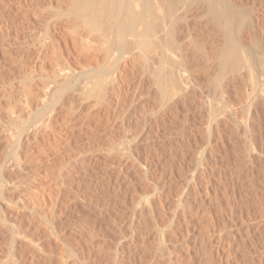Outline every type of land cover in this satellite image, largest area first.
Returning <instances> with one entry per match:
<instances>
[{"label": "bare ground", "instance_id": "bare-ground-1", "mask_svg": "<svg viewBox=\"0 0 264 264\" xmlns=\"http://www.w3.org/2000/svg\"><path fill=\"white\" fill-rule=\"evenodd\" d=\"M9 1L11 2V0H9ZM9 1L8 2L6 1V3H9V5L11 6L12 3L10 4ZM29 1L30 0H17V1H13V2L14 3L17 2L15 4L17 6L19 5V7L24 9V12H25L24 13L25 14L24 19L18 18L22 21L23 26H24V24H26L27 26L30 25L31 27H33V28H31V30L33 29V32L36 30V29L34 30V27L37 28L38 26H41V28H43L42 34L41 33H39V35L37 34L35 36V38H33V36L31 35L32 38L29 41V44L27 46V47H30V49L32 51H34L33 54H35V56H36L37 63L35 64V67H37V68L35 70L39 69L41 71H46L45 73H47L48 70H45L46 68L45 69L42 68V65L44 66L46 64L45 63L46 59L50 60V58L55 57L52 60L55 63V59H56L57 64L55 63V65H54V63L53 64L48 63L50 66L52 65V68L54 66L55 69L53 68L54 70H52V68L49 66V72H50V68H51L52 73L48 72L50 74L48 76H46V74H44V75L41 74L43 77L45 76L44 78L41 77L42 78L41 79L42 82L40 81L41 84L39 81H36L35 83L33 82L34 84L37 83L36 87H40V90L41 89L44 90V92L42 90L41 91L43 94L45 93V95H46V96L44 95L45 97H43V94H42V96L40 98L41 100H43L42 99V97H43L46 100V103L43 104V108L35 111L33 116H28V115H31L28 113L29 112L28 108H27V110H28V112H27L25 109L24 110L22 109L23 105L20 106L21 108L17 107L20 105L19 102L22 104V102H21L22 98L20 96L18 98V100H20L18 102V105L17 104H16L17 106L13 105V106H15V108L17 107L18 109H20L19 111L17 110L18 111V117L17 118H16V116L14 117V115H10L8 117L5 115L6 116V118H5L3 116L4 112H2V111H1V113L3 115L1 116V114H0V131H1L0 134L2 133L1 135H3L2 136L3 139L0 137L1 138L0 142L3 140L5 145H6L5 146L6 151L8 150L7 151L8 152L7 157L3 160V162H2L3 165L1 166V169H0L1 170V172H0V264H140L139 261L141 262V260H140L141 257H139L140 256L139 250H141V249H139V245H140L139 240H141V239H139L140 238L139 237V226H141V225L139 223V211H140L139 199L140 198H139V194H138V190H139L138 185H140V184L138 183L139 182L138 177L140 176V173L142 176V172H140L139 174H138V172H139V169L142 168L141 171L148 173L150 168L152 167V165L150 167L149 164H144V165L141 164V161H140V153L141 152L139 153V151H141L140 143H142L141 142V136L138 134V131L135 132L136 130L132 129L134 132L133 131L131 132V130H129V128L135 124H136L135 126H137V127H142V126H138L137 123H133L134 121H136L134 119H133L134 120L133 122L132 121L130 122V124L131 123H133V124H131V126H127L128 122L124 120L125 116L123 119L119 120L116 117V113H115L116 110H114V111L112 110V109H114L113 107H115V106H113L111 104H117L120 107L119 108L117 106V108L121 109V107H122V109L119 111H122L123 115L127 116L128 113H129L128 115H130V113H132V112H130L131 110L129 112H127L126 111L127 109H124V107H125L124 105H126L124 103H127L129 106L131 99H129L128 96H126V95H125L126 97H124L122 99L121 98L123 96L122 94H121L122 96H120L117 93L111 94L110 89H113L112 87L120 86L123 84V83L121 84V82L124 79V76L122 77V72L124 71V69L133 70L136 68L138 69V67H139L140 72L142 71V72H144V74H149L150 77H147V78L151 79V82L149 84L153 85L152 88L153 89L157 88L155 90H157L158 93H157V91L154 90L155 93H157V97L156 96L154 97L153 94H155V93L152 94L151 90H150L151 92L149 91L146 95L149 94V97H147V98H150V95H152L155 98V100H154L155 102L151 106H153L152 110L157 109L158 112L160 113L156 116V117H158V120L163 119L164 115H166L169 118L172 117V120H173V117L175 115V120H173V122L174 121L177 122L176 121V115L181 113L180 112L181 109L184 110V108H186V107H183L184 105L189 104L188 106L191 107V105H192V107H193L194 106L193 104L195 102L198 103V101H196V100H198L197 95H200V96L202 94L205 95L204 91H203L204 89H202V91H203L202 93H199V91H201V88H203L202 83L206 82V80H207L208 84H210V86L207 85V87L209 86L211 89V91L207 90V91H209L208 96L211 94V96L208 97V99H210V100L207 101L208 102V104H207V102L205 100V98L207 96H203L205 98L202 97L203 98V99H201L202 102L201 101H199V102H201L202 105H203V103H206V106H205V104L202 106L201 103H199L200 105H196V103H195L196 108L195 107L194 108L196 109L197 113L195 111L194 112L196 114L192 113L193 115L198 114L197 117H199L200 120L202 118L205 119V122H207V123H205L206 125L204 127H202V125H204V124L203 123L200 124L201 122L199 120H198V122H200V123L196 122L195 118H194V121L197 124L194 123L195 124L194 125L192 123L194 126H193V128H190V130L191 129L193 130V136L192 135L191 136L195 137V138L199 137L200 138L199 143H201V144H199V146H198L196 144L197 143L196 141H198V139L195 140L193 138L194 140L193 139L192 140L195 141L196 142L195 144L197 145L196 148L192 149V148H190L189 145H188L189 147H187V145L185 146L184 142L186 141V139H188V138H186L187 133H184L185 131L182 132L184 135L186 134V136H184L185 137L184 142H183L184 146H181V148H180V146L177 145V147L179 146L178 150H179V154H180L178 157L181 156L180 157L181 160L179 161L180 163H182L181 166L182 165L184 166L183 163H185L187 159L190 160L189 158H191L190 157L191 155H194L193 157H195L197 166L201 170V171L200 170L199 171L201 172L202 175H207L208 174L207 171L209 170L208 168L210 167V166L208 167V163H210L209 161L211 160V158L215 159L214 158L215 157L214 155H216L215 151L218 148L217 147L215 149V147H214V143H215L216 139L220 140L223 137V135H222L223 131L225 130V132H226V129L227 130L230 129V131L232 130L231 132H233V133L236 132L235 135L244 134V133H242V134L239 133L241 126H243L245 128V134L249 140L248 141L249 145L246 144L247 138H246V140H243V141H245L246 147H245V144H243L244 146H242V147H244L245 149H243V148L241 149V153L244 150L243 152L246 154V156H245V154L243 153L244 156L246 157V161L249 160L250 163L253 164V166L259 160L261 162H264L263 161L264 160V151L262 150L263 147L261 148V146H259L258 143L256 142L257 141L255 139L256 136H254L255 130H253V128H254L253 124L255 121L253 120V117L251 119L252 109L256 108L258 105H260L259 103H262V102L264 103V49L262 47V44H264V43L263 42L261 43L259 41V40H261V38L258 37L259 39H256L257 38L256 36H255L256 38L253 37L255 35L254 32L250 36V37H252L251 39H253V38L255 39V40H253L252 45H247L250 41L252 42V40H250V41L247 40L248 35H246L244 37L246 39V41H244V42H243L244 38L242 39V37H241L242 36L241 34H243L245 32V30H247L248 27H250V32H251V30H253L256 32V34H258L259 32H264V30L262 31L263 28L260 27L261 25L259 26L261 31H258V33H257V30L255 29L258 27L260 22L259 23L256 22V23H258L257 27L256 26L254 27L255 18L259 14L258 15L253 14L254 9L252 7L251 8L253 10H251V12L249 11L250 9H247V8L246 9L248 11L244 10L245 8L242 10L241 9L242 7L239 8L241 6L240 4L238 5L239 6L238 7L237 5L233 4V2H231V0L230 1H227V0H69V3L66 0L67 2H65L64 5L60 4L59 0L58 1L55 0V3L57 2L56 4H51L48 2V4H50V5L47 4L48 6L47 5L45 6V8H47L49 11L48 13L47 12L44 13L43 11L41 12V10L44 8V5L42 3H44L45 1L44 2H41L42 0L41 1L40 0H31V2H29ZM39 1L41 2L42 5L40 4ZM4 2H5V0H2L3 4H5ZM253 2H254V0H253ZM2 3H1V7L3 6ZM52 3H53V1H52ZM254 4L256 6L255 2L251 6H253ZM186 5H191V6L196 5L195 7L196 8L198 7V10H199L198 14H197L198 16L196 14L195 15L197 18L200 16V19H202L201 21H203V25H204V26L202 25L203 27H201L199 25L201 28L199 27V32H196L197 34L195 33V31H193L195 33V35L192 32L194 35L193 40L190 39L193 37L189 38V40L192 43L190 41L189 42L191 45L193 44L194 49L193 48L191 49V47H189L190 45L189 46L186 45L188 42L185 44V42L183 41V38H185L186 35L183 36V38L181 39V37H182L180 35L181 31H179L180 29H178V27H177L179 25H182V21H183L182 19L186 18V13L183 12L184 14H181L182 12H180V7L183 6V8L185 7L184 9H186ZM242 5H243V3H242ZM5 6H7V4H5ZM245 7H247V6H245ZM183 8L181 9V11L182 10L184 11ZM4 10H7V7H5V9H3L2 14H0V26L2 25V23L4 24L7 22L6 20H5L6 22L2 21V19H1L2 18L1 16L3 15V13L6 12V11L4 12ZM10 10H12L11 7H10ZM16 10H17V8H16ZM257 10H259V9H257ZM257 10H255V12ZM9 11H7V12H9ZM178 11L180 13H178ZM192 11H193V9H192ZM7 12H6V14H7ZM12 13L10 15H13ZM19 13H21V12H19ZM194 13H197V12H194ZM194 13L191 12L190 15L194 16ZM15 14H16V12L14 13V15ZM10 15H9V17H10ZM14 15L11 17L13 18ZM23 15H22V17H23ZM254 15H256V17H254ZM193 16H191V17L188 16V17L192 18ZM260 16L263 17L264 15H260ZM63 17H65L66 19H69V21L68 20H66V21L69 22V23L67 22L69 25L71 23L72 26H70V27L68 26V28L72 29L71 33L74 36L72 39H69V37H68L69 40H66V43H65V40H64V42H60V40H63L61 38L64 35H66V36L68 35V34H64L60 38V35L65 33V31H66L65 30L66 29L65 24H67V23L65 21V24H64V21L62 20ZM196 17H193V18L196 19ZM6 18H8V17H6ZM3 19H5V18L3 17ZM191 20H193V19H191ZM258 20L260 21V19H258ZM21 21H19V23ZM180 21H181V23H179ZM189 21H190V19H189ZM197 21H198V19L194 23H192V22H190V23H192V25L198 24V23H196ZM10 23H11V21H10ZM10 23H9V25H10ZM17 23H18V21H17ZM17 23L15 22L16 25H18ZM15 24L14 25L12 24L13 26H11V25L10 26L14 27V26H16ZM4 25H2V26L4 27ZM6 25L9 26L8 24H6ZM6 25H5V28H7ZM20 25H21V23H20ZM189 26H191V25L189 24ZM18 27L21 28L20 31H23L22 29L24 27H20V26H18ZM18 27H15V29ZM181 27L183 29H185V26H181ZM26 28L30 29L29 26L25 27L24 29H26ZM196 28H198V27H196ZM202 28H204V29L202 30ZM0 29H1V27H0ZM39 29L40 28H38L37 30H39ZM63 29H64V32H63ZM200 29L202 32H200ZM1 30H0V33H1ZM5 30H4V32H5ZM7 30L9 31V29H7ZM7 30L4 33L5 36L1 33L3 35V37H5V38L9 34L7 32ZM10 30H11V28H10ZM40 30H42V29H40ZM67 31H69V30H67ZM185 31H187V30H185ZM74 32H75V34H74ZM28 33H30V32H28ZM86 33H88L91 36L92 35L95 36L97 38V40L98 39L101 40L99 42L102 45H104L103 47L107 51V53L105 52V57L103 56L104 54L102 55L104 57V58L102 57V59L104 60L106 58V55H107L108 56L106 59L107 61L104 60L105 61L104 65H102L103 62H100L99 65H102L100 68L96 67L97 69L89 70V74L88 73L85 74L84 77L87 78V81H85L86 80L85 78L83 79L85 81V83L81 80L85 84V86L83 87V84H81L82 85V86H80L81 89L78 86L79 88L78 87L77 88L79 89V92H78V89L77 90L74 89V92L75 91L78 92L77 94L79 96L78 95L77 96L81 99L80 101L84 100L86 102V100L88 101L90 99H94L93 107L91 106L93 103V101L91 100V102L89 101L90 103H88L89 105L91 104L90 105L91 108L89 107L88 104L86 105L87 107H89L87 110L85 109V107L83 105L82 106L84 108H82V106L80 108L79 106L81 103H80L79 98H78L77 99V101L79 102L78 107L80 109L77 108V109H79V110H77V109L73 108V111L71 110L72 113H70V111H69V114L65 113V115H62V113H60V112L63 110L59 111V109L58 110L55 109L53 105L57 104L59 102V100L61 99V97H63L64 94H66L69 90H71L72 87L75 86V84H73V82L74 81L76 82V80H78V78H79V75L76 74L75 70H72L71 68H69L67 66V64L65 65V63L60 61L62 58L64 60V56H66L63 54L66 53V54H68L67 56L69 57L70 56L69 53L72 52V50H74L73 48L76 49V46H80V47L82 46V47H86V48L88 47L89 49H83V50H85L86 53L90 49H91V51H93L92 48L93 49L95 48V50H97L99 53V49L102 47V45L99 46L100 45L99 42L97 41L98 42V44H97L96 40H94L93 38H92L93 41L90 39L88 40V38H87L88 35H86V37H85ZM16 34H17V31H16L15 35ZM24 34H26V33H24ZM31 34H33V33H31ZM246 34H248V32ZM262 34H264V33H262ZM193 35H191V36H193ZM257 36H259V35H257ZM23 37H25V36L23 35ZM261 37H264V35ZM16 38H18V37H16ZM19 38H20V36H19ZM3 39H1V40L4 41L5 39L4 40ZM21 39H23V38H21ZM221 39H224L225 43L221 42V43H223V44H221L220 43ZM203 40H204V42H203ZM263 40H264V38H262V41ZM77 42H79V43H77ZM202 42H203V44L205 42H208L209 45H208V43L206 45L209 47L211 44V46L209 48H207V46L203 45ZM245 42H247V44H245ZM60 43H63L65 46L63 51L65 49H67L68 53L66 51L65 52L61 51L62 47H64V46L62 45V47L60 49L59 48L61 46ZM25 44H26V42H25ZM95 44H96V46L98 45V47H100V48L95 47ZM219 44H221V45H219ZM203 46H206L207 49L204 48ZM27 47L25 48L26 50H27ZM188 47L190 48L191 51L189 50ZM77 49L81 50V48H79V47ZM104 49L101 50L102 53H103ZM195 49L197 50V52H194ZM3 50L5 51V49H3ZM95 50H94V52H95ZM51 51L56 52L57 56L55 53L53 55L54 57L52 56V54H49V53H51ZM7 52L11 53V51L10 52L7 51ZM29 52H31V51H29ZM25 53H27V52H25ZM77 53L81 54V51H79ZM86 53H85V55H86ZM15 54H16V52H15ZM27 54H29V53H27ZM30 54H29V56L34 58L33 61L36 60L35 57H33L34 55H30ZM48 54L51 55L52 57L47 56ZM59 55H61L60 56L61 58L59 57ZM90 55H91V52H90ZM72 56H74V55L72 54ZM93 56L91 55L90 59ZM199 56H200V59H198ZM47 57H49V58H47ZM97 57L95 56V57H93V59L94 58L96 59ZM21 58H23V57H21ZM24 58H26V57H24ZM29 58H26V59H28V62L30 63V61L32 59L29 61ZM59 58H60V60H59ZM74 58L77 59L76 55ZM70 59H72V58L70 57ZM95 59H94V61H95ZM52 60H51V63L53 62ZM78 60L81 61L79 58H78ZM85 60H84V62H86ZM23 62H22V64H23ZM74 62H76V60ZM29 63H27V64L31 65V63L30 64ZM69 63H70V60L68 61V65H70ZM76 63H74V64L76 65ZM80 63H83V62L81 61ZM80 63H77V64L79 65ZM87 64L86 63L82 64L83 69L87 66ZM96 64H97V62H96ZM72 65L73 64L71 63V66ZM75 65H74L73 69L76 66H78V65H76V66ZM22 66H24V64ZM38 67H40V68H38ZM82 67L77 68V69L82 70ZM21 68L23 69V67H21ZM29 68H30V66H29ZM31 68H33V66ZM86 68H88V67H86ZM94 68H95V66H94ZM202 69H203V72H205L206 77H203L199 74V72ZM41 71H39V72H41ZM135 71L133 70V73ZM21 72L23 73V71H21ZM32 72H33V75H37V74H34L35 71H32ZM108 72H113V75L111 76V78H109ZM140 72H138V73H140ZM36 73H37V71H36ZM123 73H125V72H123ZM82 74L83 73H80L81 76H82ZM30 75H32V74H30ZM41 75H39V73H38L37 76H41ZM28 76H29V74L27 73V78L30 77V76L29 77ZM37 76H34V77H37ZM27 78H26V80H27ZM144 78L141 77L140 81L142 79L144 80ZM238 78L239 79L241 78V80H238V81H241V82L243 81V84L250 83V85H251L250 90H252L251 94L253 92L254 93L256 92L258 94L257 96L255 95L256 98L254 96V98L256 100L254 99L252 104L249 103V105H248L249 109L246 106V108L248 109L246 111L248 113H246V115H247L245 117L246 119L244 118L245 121L242 119L244 121V123L242 121L240 123L239 119H241V117H239V119H238V116H237L238 113L235 111L237 109L235 108V110L234 109L232 110L231 109L232 105H231V107L229 106L230 104L228 105V103H231V102H229L228 98H225L226 95L229 93L228 89H230L231 85L234 84L235 80L237 81ZM125 79H127V78H125ZM134 80H135V78H134ZM143 80H142V82H143ZM32 81H34V80H31L29 82H32ZM20 82H22V81H20ZM126 82L129 83V81H126ZM133 83H135V82H133ZM22 85H24V84H22ZM135 85L138 86V83H135ZM20 86H21V84H20ZM30 86H31V84H30ZM132 86H134V85H132ZM149 86L147 85L148 88H149ZM2 87H3V91L0 87V93L3 92V94H4V91H5V93H8V95H9V92H7V90H4L5 87H7V86L5 85ZM25 87L27 88L29 86L25 85L24 87H22V89H25V91L28 93L29 89L26 90ZM143 87H144V85H143ZM143 87L141 88V90L143 89ZM234 87L232 86V88H234ZM244 87H247V86L245 85ZM32 88L35 89V86L31 87V93L32 94H35V93L38 94V92L37 91L34 92V90H33V92H34L33 93ZM122 88H123V85H122ZM148 88H146V89H148ZM249 88H250V86H249ZM249 88H248V90H249ZM7 89L9 90V87ZM121 89L117 88L115 90L121 91ZM134 89L138 90L137 87ZM134 89L132 90L133 93L135 92ZM20 91H21V88H20ZM25 91L22 90L23 95H24ZM38 91H39V88H38ZM72 91H70V92L72 93ZM111 92H112V90H111ZM115 92L116 91H114V93ZM122 92H123V90L121 91V93ZM126 92H127V90H126ZM236 92H233V94ZM12 93H10V94H12ZM27 93H25V95ZM71 93L69 95H71ZM127 93H130V92H127ZM17 94H18V92H17ZM28 94H27V96H25V95L22 96L23 98L25 97L23 102H26L29 105V107L34 108L32 106L41 100L38 99V101H37L36 100L37 97L33 98L32 97L33 95H30V94L28 95ZM39 94H40V91H39ZM251 94H250V96L247 95L248 100H249V97H251ZM142 95H143V93H142ZM238 95L239 94L236 93V96H238ZM10 96H12V95H10ZM77 96H76V98H77ZM136 96H137L136 92L134 94H132V101L134 99H135L134 101H136V98L138 97V96L137 97ZM200 96H198V98H200ZM220 96H222L224 99L223 100L221 99L222 100V103L220 101L221 105L219 104V100H218V104H219L218 105V104H216L217 103L216 101H217V98ZM4 97H9V96L4 95ZM230 97H233V96H230ZM239 97H241V96H239ZM66 98H68V97H66ZM125 98L129 99V103L124 102ZM69 99L70 100H68L66 102H68V103L70 102V104L75 102V98H74V101L71 100L70 97H69ZM128 99H126V100H128ZM194 99H195V101H194ZM45 100H44V102H45ZM137 100H139V97ZM148 100L146 99V101H148ZM192 100L194 102L193 104L190 103ZM203 100H204V102H203ZM233 100H232V103H233ZM15 101L16 100L13 101L14 104H15ZM77 101L75 103H77ZM149 101H151V100H149ZM63 102H62V104H65ZM39 103H37V105L35 104L36 107L38 105L40 106ZM42 103H41V105H42ZM75 103H73V104H75ZM148 103L149 102H147V104ZM105 104H107V106H108V104L113 106L111 111H107V110L104 111L103 110L102 107H104ZM181 105H183L182 106L183 108L179 107ZM107 106H106V108H107ZM236 106H238V105H236ZM24 107H26V106L24 105ZM36 107H35V109H36ZM74 107H76V106H74ZM133 107H129V108H132L133 110H135ZM146 107H147V105H146ZM262 107L263 106H261V108ZM61 108H62V106H61ZM65 108H66V106H65ZM69 108L71 109L70 106H69ZM93 108H96L97 110H95V109L93 110ZM126 108H128V107H126ZM177 108H179V111H178L179 113L177 111H175V110H177ZM238 108H240V110L243 112V109H241L242 105L240 107L238 106ZM10 109L13 110V108H10ZM62 109H64V108H62ZM74 109H75V111H74ZM15 111H16V109L13 110V114ZM33 111H34V109H33ZM67 111L68 110H66V112ZM174 111L177 114H175ZM185 111H186V109H185ZM8 112H9V109H8ZM143 112H145V111H143ZM242 112H241V114H242ZM255 112H258V111H255ZM11 113L12 112H10V114ZM119 114L121 115V113H119ZM132 114H131V116H133L135 114V111H134V114L133 115ZM178 116H177V118H178ZM184 116H183V118H185ZM239 116H241V115L239 114ZM160 117H162V118H160ZM165 117H164V119L167 120V118H165ZM192 117H194V116H192ZM116 118H117V120L120 121V123H119V124H121L120 127H124V128H120L119 126H117L118 121L116 120ZM242 118H243V116H242ZM154 119H155V117H154ZM128 120H129V118H128ZM143 120H144V118H143ZM184 120H186V119H183L182 120L183 122H180L181 120L178 122L184 123ZM251 120L254 122L251 123ZM106 121L108 123H110V125H112L109 127L113 128V129L119 127L118 129H122V130L124 129L125 130L124 131L125 135H126V131H129L130 134L128 136H126L124 139H121V137H123V136H121L120 138L118 137V140L117 139H116V141L114 140L115 143H113L111 141L112 143L110 145H108L107 147H105L102 144L104 142L100 141L102 138L100 140H98L100 137H104L103 134H102V136L98 135L99 138H96L95 141H94V139L92 140V138L94 136L96 137L98 133L101 134L100 132L104 131L103 122H106ZM137 121H138V118H137ZM161 121H163V120H161ZM125 122H127V123H125ZM153 122L155 123V121H153ZM153 122H151V123H153ZM165 122L168 123V121H165ZM173 122H171V125L173 124ZM108 123H107V126L109 125ZM180 123H178V124L181 125ZM155 125L157 127L156 123H155ZM175 125L177 126V124H175ZM154 126H152V127H154ZM179 127L182 128V126H179ZM185 127H186V124H185ZM106 128H105L106 131L108 129L110 131L112 130L110 128H107V129ZM133 128L136 129V127H134V126H133ZM167 128H166V130H168ZM171 128H172V126L170 127V129ZM180 128L176 127V129H180ZM187 128L189 129V127H187ZM187 128H185V129H187ZM244 128H241V129H244ZM255 128H257V127H255ZM170 129H169V131H170ZM172 129H174V128H172ZM166 130H165V132H166ZM110 131H109V134L111 133ZM139 131H141V130L139 129ZM169 131H168V133H169ZM111 134H113V132ZM169 134H167V135H169ZM175 134H173V135H175ZM177 134H178V132H177ZM183 134L182 135L179 134V135L183 137ZM105 135H107V134H105ZM108 135H107V137H108ZM189 135H190V133H189ZM171 138H172V135H171ZM259 138H261V137H259ZM166 139H167V137H166ZM181 139H183V138H181ZM108 140H110V138H108ZM108 140H106V142ZM166 141H169V139H167ZM174 141H176V140H174ZM174 141H171V142H174ZM182 141L183 140H181V142ZM188 141H189V139H188ZM108 142H110V141H108ZM181 142H180V144H181ZM222 142L223 141H221L219 143L224 144ZM170 143L168 144V142H167L166 145L167 144L170 145ZM188 143L186 142V144H188ZM163 144L164 143H162L161 145H163ZM105 145H107V144H105ZM151 145H153V144H151ZM75 146H76V148H75ZM155 146H156V148H155ZM155 146L153 147V149L158 150L159 146H157V145H155ZM170 146H172V145H170ZM170 146H167L168 151L171 150V149L169 150ZM159 149H161V148H159ZM176 149L177 148H175V150ZM162 151H163V149L161 151H159L158 154H160V152H162ZM164 151H163V153H164ZM236 152H238V151H236ZM173 153H172V155H173ZM152 154H154V153H152ZM155 154H157V152ZM176 154H174V155H176ZM243 154H242V156L239 155L240 157L238 155H237L238 157H236L235 156L236 153H235L234 156L236 158H238V159H236V158L235 159L239 160V158H240V161H243L244 160L242 158ZM160 156H163V155H160ZM168 156H169L168 158H170L171 153ZM59 157H60L59 162H62L61 164H63L65 161V165L61 166V164L59 163L60 166L58 167L57 166L58 163H55V165L57 164L56 165L57 168H56V166H55L56 169L54 168V166L52 168L51 167L53 164L52 162H54L55 159L59 158ZM62 157L64 158V161H63V159L61 161ZM147 157L149 158V156H147ZM163 157H161V158L163 159ZM178 157L176 158V156H175V160L178 159ZM156 158H158V157L156 156ZM156 158L154 160H158ZM161 158H159V161ZM172 158L173 157H171V159ZM146 159L147 158L145 157V160ZM241 159H243V160H241ZM249 161L246 164L247 166L249 164ZM145 162H143V163H145ZM175 162H178V161L176 160ZM188 162H186V163H188ZM192 162H193V160H192ZM258 163L256 165H258ZM168 164H166V165L167 166L171 165V164H169V165ZM176 164H178V163H176ZM243 164L241 163L242 168H243ZM262 164L263 163H261V166H262ZM166 165H165V167L163 166L165 169L170 170L171 168L174 167L173 166L171 168H167ZM172 165H174V164H172ZM178 165H180V164H178ZM178 165H175V166H178ZM153 166H155V165L153 164ZM261 166L259 164V167L262 168V170L260 169L262 172L261 175H263V177H264V166H262V167ZM182 167L180 168V166H179L178 167L179 170L180 169L182 170ZM235 167L237 168L238 165ZM185 168H183V169L185 170ZM256 168L258 171L259 170L258 166H256L255 169ZM237 169L240 171L242 170L240 164H239V168H237ZM238 170L236 172H238ZM247 170H249V169H247ZM250 170H252V169H250ZM260 170L258 173H260ZM176 171H178V170H176ZM164 172L165 171H162V173H164ZM167 172H165V175H167L166 174ZM183 172L184 171H182V173ZM208 172H210V170ZM241 172L246 173L247 171L242 170ZM173 173H174V171H173ZM180 173L178 171V175ZM185 173H186V171H185ZM238 173H235V175ZM148 174H150V172ZM181 174L179 176H181ZM240 174H238V175H240ZM256 174L257 173H255V175ZM48 175L54 176L53 179H51L52 181L48 182V183H43L44 180L42 178L45 179V177H47ZM184 175H186V174H184ZM244 175H246V174H244ZM42 176H44V177H42ZM169 176L171 177V175H169ZM176 176H177V174H176ZM193 176H194V174H193ZM249 176L247 175V178L249 177L248 179L245 177L246 180L252 181V179H250V178H251V176L253 177L254 175L249 174ZM149 177H147V178H149ZM51 178H52V176H51ZM160 178L163 179L161 176L159 177V179ZM174 178H175V175H174ZM196 178H195V176L192 177V182L190 181V184H186V186L184 184V187H183V185H180L183 187V189H182V187L179 186V188L182 190L179 189L181 191L180 192L181 194H180V197L177 199V205H175V210H173V212H172L168 209L169 211H167V212H172L173 214H171V215L169 214L170 217H168L167 216L168 213H167L166 219L161 218L162 220H166L165 221L166 223L164 222L165 226L163 225L164 227H161V229H160V231H161L160 235L161 236H159V237H161L163 244L162 245L160 244V247L157 250H155V252H154L155 253L154 257L155 258L158 257L161 260V263H164V262L166 264H176L177 263V262L175 263V261H177V259L174 258V255L172 254L173 251H171V248H169L165 244L167 241V240H165V238H167L166 236L169 233V231L174 229L173 224L176 223L175 221L177 220V218L180 217V215H182L181 218H183V220L186 221V219H187L186 218L187 212H186V207H185V205H186L185 202L187 200L186 196L190 195L188 193L192 192L193 189L196 190L195 188H193V185H195V183H196L195 181H197ZM39 179L40 180L42 179L43 184L40 183L42 185L38 184L39 186H37V187H36V185L32 186V183L35 181H39ZM241 179H243L242 176L235 177L236 181L240 180V182H242ZM259 179L261 182L262 179L261 178H259ZM175 180L177 181V179H175ZM207 180H208V178H207ZM246 180H244V182ZM176 181H175V183H176ZM252 182H251V184H252ZM178 183L180 184L181 182H178ZM182 183H184V182H182ZM233 183H237V182H233ZM239 183H237V184H239ZM249 183H250V181L247 182L248 185H249ZM35 184H37V183H35ZM248 185H246V186H248ZM262 185H263V183H262ZM250 186H248V187H250ZM263 187H264V185H263ZM158 188H161V187H159V185H158ZM206 188H207V186H206ZM252 188H253V186H252ZM254 188H256V187H254ZM257 189L258 188H256V190L255 189H253V190L257 191ZM158 190H162V189H158ZM152 191H153V188H152ZM139 192H140V190H139ZM162 192L160 191L159 193L156 194V195L159 194L160 198L157 196L159 198L158 200L160 201L159 203L162 205V207H164V209L158 208L160 213H162L164 211L166 212V210H165L166 204L163 203L166 200H164L165 198H163L164 195ZM254 193L256 194L257 192H254ZM262 193H264V191ZM195 194H196V192H195ZM198 194H197V196H198ZM255 194H254V196H255ZM252 195H253V192H252ZM263 195H261V197ZM256 196H257V194H256ZM199 197H200V195H199ZM205 197H206V194H205ZM205 197L203 196V198H205ZM208 198L210 199L209 196H208ZM235 199H237V198H235ZM193 200H196V199H193ZM201 200H204V199L201 198L200 201ZM211 200H208L209 204L212 203ZM149 202H151V201H149ZM235 202H234V204H236ZM193 204H194V201H193ZM201 204H203V202H201ZM205 204H207V203L205 202ZM209 204H208V206H209ZM167 205H169V203H167ZM203 205H202V207L204 208ZM152 206H154L153 203H152ZM231 206H232V204L230 205V207ZM206 207H207V205H206ZM169 208H170V206H169ZM233 208H234V206H233ZM171 209H174V208L171 207ZM153 210H155V209H153ZM160 210H162V212ZM227 210H228L227 212H230V213L234 212V211H231V209L229 211V208ZM262 210H264V209H262ZM149 211L151 213L152 210H149ZM198 212H199V210H198ZM237 212H239V211L237 210ZM153 213H154V211H153ZM203 214H205V213H203ZM161 215L164 217V214H161ZM161 215H159V217ZM229 217H230V215H229ZM149 218H151V217H149ZM152 218L154 219L153 216H152ZM155 218H156V216H155ZM232 218H234V217H232ZM156 219H158V218H156ZM161 219H159V220H161ZM181 221H182V219H181ZM151 222H152V220H151ZM153 222H156V220ZM156 223H159V221ZM177 224H179V222ZM140 231H141V228H140ZM141 233H142V231H141ZM169 239H171V238H169ZM148 256H150V255H148ZM179 256H181V255H179ZM149 262H151V261H149ZM145 263L147 264L146 261H145ZM178 263H180V262L178 261ZM220 263H221V261H220Z\"/></svg>", "mask_w": 264, "mask_h": 264}, {"label": "rangeland", "instance_id": "rangeland-1", "mask_svg": "<svg viewBox=\"0 0 264 264\" xmlns=\"http://www.w3.org/2000/svg\"><path fill=\"white\" fill-rule=\"evenodd\" d=\"M6 1L8 2L9 0H5V4H7V6H5V4H3L2 3V0H0V7H1V3L3 4V6L0 8L1 10H0V14H2V12H3V9H5V7H7V10H4V12L6 11H9L10 10V7L12 8V10H10L9 12H7V14H6V12L5 13H3V15L1 16L2 18V21H4V22H6V23H4L5 25L6 24H8L9 25V23H10V21H11V23H10V25L11 26H13L14 24H15V22L17 23V21H18V25H16V26H14V27H11L10 25L9 26H7V28H5V25L2 23V25H4V27L1 25L0 27H1V29L3 30H7V29H9V31L7 30V32L9 33H7L8 34V36H6V38L5 37H3V35L5 36V32H6V30H5V32H4V30L2 31L1 29V33L3 34H1L0 33V87H1V89H2V91H3V87L2 86H7V87H5V89L4 90H7V92H9V95H8V93H5V91H4V94H3V92L2 93H0V114H1V116L3 115L5 118H6V116L8 117V116H10V115H14V117L16 116V118L18 117V111L20 110V109H18L20 106H22L23 108V110L25 109L27 112H28V110H27V108L29 109V114H31V115H28V116H33V114L35 113V111H37V110H40L41 108H43V104H45L46 103V100H45V98H43V97H45L46 95H45V93L43 94L42 93V91L44 92V90H40V87H36V84H34L36 81H41V77H43L41 74H46V76H48V75H50L49 73L52 71V70H54L55 68H54V66H53V68H52V65L50 66L49 64H53L54 63V61L52 60V59H54L55 57L53 56L54 55V53L56 54V56H57V53L56 52H54V51H51V53H49V54H52V56L54 57V58H50V60H48V59H46V64L43 66L42 65V68L43 69H45V70H48L47 71V73H45L46 71H41V70H39V69H37V70H35L37 67H35V64L37 63V59H36V56H35V54H33L34 53V51H32L31 49H30V47H27L28 46V44H29V41L31 40V38H32V36H33V38H35V36L38 34L39 35V33H43L42 31H43V28H41V26H36L37 28H35L34 27V32H33V29L31 30V28H33V27H31L30 25H28L29 27H30V29H28V28H26V29H24L25 27H28L26 24H24V26L22 25L23 23H22V21L20 20V19H24V17H25V12H24V9H22L21 7H19V5L17 6L15 3H17V2H13V1H17V0H11V2H10V4H11V6L9 5V3H6ZM41 1V0H40ZM39 1V2H40ZM45 1V2H44ZM47 0H42L41 2H44V3H42L43 5H44V8L41 10V12L43 11L44 13H48L49 11H48V9L47 8H45V6L48 4V2L49 3H51V4H56L55 3V0H48L47 2H46ZM52 1H53V3H52ZM58 1V0H57ZM68 1V3H69V0H67ZM66 0L64 1V0H59V3L60 4H65V2H67ZM227 1H230V0H227ZM28 2V1H27ZM29 2H31V0L29 1ZM33 2V1H32ZM41 2H40V4H41ZM231 2H233V4H235V5H241L239 8H241L242 10L244 9V10H246V11H248L247 9H250L249 11L251 12V10H253V14H256V15H258L257 17H256V15H254V17H256L255 18V24H254V27L256 26L257 27V24L259 23V25H258V27L260 26L261 28H263L262 29V31L264 30V16L262 17V16H260V15H264V0H254V2L256 3V6H255V4L253 5V6H251L254 2H253V0H231ZM253 2V3H252ZM242 3H243V5H242ZM247 5H246V4ZM41 4V5H42ZM67 4V3H66ZM258 4V5H257ZM9 5V6H8ZM48 5H50V4H48ZM47 5V6H48ZM62 5V6H63ZM196 6V5H195ZM194 5L193 6H191V5H186V9H184L183 8V6H181L180 7V12H182L181 14H184V13H186V18L185 19H182L183 21H182V25H179V26H177L178 27V29H180L179 31H181V39L183 38V36H185V38H183V41L185 42V44L187 45V46H189V47H191V49L193 48L194 49V47H193V44L191 45L190 44V40H189V38L190 37H193V38H190V39H194V35H195V33L196 32H199V27L201 26V27H203L204 25H203V21H201L202 19H200V16L197 18L196 17V15L198 14V7L196 8ZM245 6H247V7H245ZM15 9H14V8ZM249 7V8H248ZM253 9H252V8ZM255 7V8H254ZM263 7V8H262ZM16 8H17V10H16ZM21 8V9H20ZM184 9V11L182 10L181 11V9ZM195 8V9H194ZM247 8V9H246ZM259 9V10H257V9ZM19 9V10H18ZM192 9H193V11L194 12H197V13H194L193 11H192ZM21 10V11H20ZM197 10V11H196ZM255 10H257L256 12H255ZM262 10V11H261ZM16 12V14L14 15V13ZM13 12V13H12ZM19 12H21V13H19ZM179 11H178V13H180ZM184 12V13H183ZM192 12V13H194V16L193 15H190V13ZM259 12V13H258ZM13 14L14 15V17L12 18L11 16H13V15H10V14ZM10 15V17H9V15ZM18 14V15H17ZM24 14V15H23ZM180 14V15H181ZM189 14V15H188ZM196 14V15H195ZM251 14V13H250ZM22 15H23V17H22ZM20 16V17H19ZM191 17V16H193V17H196V19L195 18H189V17ZM198 16V15H197ZM3 17L5 18V19H3ZM6 17H8V18H6ZM10 18V19H9ZM18 18H20V19H18ZM65 17H63V21H64V24H65V21L66 20H68L69 21V19H64ZM9 21H8V20ZM13 21H12V20ZM189 19H190V21H189ZM191 19H193V20H191ZM198 19V21L196 22V23H198V24H193L192 25V23H194L196 20ZM258 19H260V21L258 20ZM6 20V21H5ZM17 20V21H16ZM195 20V21H194ZM15 21V22H14ZM19 21H21L20 23H21V25H20V23H19ZM68 21H66V23L68 22ZM189 21V22H188ZM194 21V22H193ZM201 21V22H200ZM14 22V23H13ZM190 22H192V23H190ZM256 22H258V23H256ZM69 23V22H68ZM67 23V24H68ZM179 23H181V21L179 22ZM202 23V24H201ZM13 24V25H12ZM65 24V26H66V31H65V33H63L64 32V29H63V34H61L60 35V38L64 35V34H68L67 36L66 35H64L61 39H63V40H60V42H64V40H65V43H66V40H69V39H72L74 36L72 35V33H71V31H72V29L70 28H68V26L70 27V26H72L71 25V23H70V25L68 24ZM184 24V25H183ZM189 24L191 25V26H189ZM195 25V26H194ZM198 25V26H197ZM200 25V26H199ZM203 25V26H202ZM18 26H20V27H24L22 30L23 31H20L21 30V28H19ZM64 26V27H65ZM181 26H185V29H183ZM15 27H18V28H16L15 29ZM182 29H181V28ZM195 29H194V28ZM196 27H198V28H196ZM200 27V28H201ZM255 28L256 30H257V33H258V31H261V29H260V27L259 28ZM10 28H11V30H10ZM13 28V29H12ZM38 28H40V29H42V30H37ZM68 28V29H67ZM191 28V29H190ZM204 28H202V30H203ZM253 29V28H252ZM260 29V30H259ZM67 30H69V31H67ZM183 30V31H182ZM185 30H187V31H185ZM198 30V31H197ZM249 30V31H248ZM16 31H17V34L15 35V33H16ZM185 31V32H184ZM193 31H195V33L193 32ZM20 34H19V33ZM28 32H30V33H28ZM69 32V33H68ZM184 32V33H183ZM188 32V33H187ZM194 33V35H193V33ZM200 32H202L201 31V29H200ZM248 32V34H246ZM253 32H254V38H256V39H259V38H261V40H259L261 43L263 42L264 43V40L262 41V38H264V37H261V36H263L264 34H262V33H264V32H259L258 34H256V32L255 31H253V30H251V32H250V27H248L247 28V30H245V32L243 33V34H241L242 36V39L246 36V35H248V38H247V40L248 41H250V40H252V42L250 41L248 44H247V42H245V44H247V45H252V43H253V40H255L254 38L253 39H251L252 37H250L252 34H253ZM24 33H26V34H24ZM31 33H33V34H31ZM36 33V34H35ZM71 33V34H70ZM180 33V32H179ZM250 33V34H249ZM6 34V35H7ZM14 36H13V35ZM40 34V35H41ZM70 34V35H69ZM74 34H75V32H74ZM197 34V33H196ZM262 34V35H261ZM23 35L25 36V37H23ZM28 35V36H27ZM32 35V36H31ZM86 35H88L87 36V38H88V40L90 39V40H92L93 41V39L94 40H96V42L98 41H101V40H97V38L95 37V36H91V35H89L88 33H86L85 34V37H86ZM191 35H193V36H191ZM244 35V36H243ZM257 35H259V36H257ZM19 36H20V38H19ZM91 36V37H90ZM256 36V37H255ZM16 37H18V38H16ZM68 37H69V39H68ZM90 37V38H89ZM259 37V38H258ZM5 40H4V39ZM21 38H23V39H21ZM27 38V39H26ZM93 38V39H92ZM96 38V39H95ZM1 39H3L4 41H2ZM7 39V40H6ZM21 39V40H20ZM223 40V41H222ZM26 42V44H25V42ZM28 41V42H27ZM190 41V42H189ZM202 41V40H201ZM220 41V40H219ZM244 41H246V39L244 38L243 39V42ZM98 42H97V44H98ZM203 42H204V40H203ZM203 42H202V44H203ZM221 42H223V43H225L224 42V39H221V41H220V43ZM20 43V44H19ZM77 43H79V42H77ZM192 43V42H191ZM208 42H205L203 45H206ZM223 43H221V44H223ZM61 44V46L59 47L60 49H61V47H62V45L64 46V44L63 43H60ZM99 46H101L102 44L99 42ZM221 44H219V45H221ZM208 45H209V43H208ZM264 44H262V47H263V49H264V46H263ZM3 46V47H2ZM20 46V47H19ZM104 45H102V47L100 48V47H98V45L96 46V44H95V47H98V48H100L99 49V53H98V51L97 50H95V48L93 49L92 48V50L93 51H91V49L90 50H88L87 51V53L85 52V50H83V49H89L88 47L86 48V47H80V46H76V49L79 47V48H81V50H79V49H75V48H73L74 50H72V52H70L69 53V57L67 56L68 54H66V53H64L63 55H66V56H64V60H63V58L60 60V56L61 55H59V60L60 61H62L63 63H65V65L67 64V66L69 67V68H71L72 70H75V72H76V74H78L79 75V78H78V80H76V82L74 81L73 82V84H75V86L74 87H72L71 88V90H69L66 94H64L63 95V97H61V99L59 100V102L57 103V104H54L53 106H54V108L55 109H59V111L60 110H63V111H61L60 113H62V115H65V113L66 114H69V111H70V113H72V111H73V108H75V109H77V108H81V106L83 105L84 107H85V109L87 110L89 107L91 108V106L93 107V105H94V99H90V100H86V102L84 101V100H82V101H80L81 99L78 97L79 95L77 94L78 92H79V87L80 86H82L81 84H83V87L85 86V81H87V78L86 77H84L85 76V74L86 73H88L89 74V70H93V69H97V68H100L102 65H104L105 64V61L104 60H106L107 59V55H106V58L103 60L102 59V57L104 56L105 57V52L107 53V51H106V49H104V47H103ZM207 46V45H206ZM206 46H203L204 48H206ZM210 46H211V44H210ZM209 46V47H210ZM5 47V48H4ZM27 47V50L25 49ZM188 47V48H189ZM208 46H207V48H209ZM20 48V49H19ZM65 48V46L64 47H62V52H67L68 53V50L67 49H65L64 51H63V49ZM91 48V47H90ZM97 48V49H98ZM206 48V49H207ZM3 49H5V51L3 50ZM10 49V50H9ZM23 49V50H22ZM30 49V50H29ZM102 49H104L103 50V53H102ZM25 50V51H24ZM94 50H95V52H94ZM189 50H190V48H189ZM7 51H11V53H8ZM13 51V52H12ZM29 51H31V52H29ZM56 51V50H55ZM79 52V51H81V54L80 53H77V52ZM84 51V52H83ZM97 51V52H96ZM101 51V52H100ZM191 51V50H190ZM193 51V50H192ZM209 51V50H208ZM7 52V53H6ZM15 52H16V54H15ZM22 52V53H21ZM25 52H27V53H31L30 55H34L33 57H35V59L36 60H34L33 61V59L34 58H32L31 56H29V54H27V53H25ZM53 52V53H52ZM83 52V53H82ZM90 52H91V55L93 56V57H97L96 59H95V61L97 62V64H96V62L94 61V59H93V57L90 59V57H91V55H90ZM95 54H94V53ZM194 52H197V50L195 49L194 50ZM21 53V54H20ZM59 53V52H58ZM76 53V54H75ZM85 53H86V55L88 56H86L85 55ZM97 53V54H96ZM130 53V52H129ZM128 53V54H129ZM16 56H14V55ZM25 54V55H24ZM30 57H28L27 55ZM47 55V56H50V57H52L51 55ZM60 54V53H59ZM72 54L74 55V56H72ZM85 56H84V55ZM99 54V55H98ZM104 54V55H103ZM75 55H76V58L78 57L84 64L86 63H88L87 64V66L86 67H88V68H84L83 69V67H82V64L83 63H80L81 61H79L78 60V58L77 59H75L74 57H75ZM103 55V56H102ZM21 57H23V58H21ZM24 57H26V58H29V61H30V63H31V65L33 66V68H31L32 66L31 65H28L27 63H29L28 62V59H26V58H24ZM63 57V56H62ZM66 57V58H65ZM70 57L72 58V59H70ZM103 57V58H104ZM18 58V59H17ZM47 58H49V57H47ZM57 58V57H56ZM100 58V59H99ZM23 59V60H22ZM74 59V60H73ZM86 61V62H84V60ZM88 59V60H87ZM198 59H200V56H199V58ZM51 60L53 61L52 63H51ZM58 60V61H59ZM70 60V65H68V61ZM73 60V61H72ZM76 60V62L77 63H80L79 65L76 63V62H74ZM78 60V61H77ZM101 60V61H100ZM103 60V61H102ZM24 61V62H23ZM33 61V62H32ZM99 61V62H98ZM107 61V60H106ZM22 62H23V64H24V66H22L23 64H22ZM61 62V63H62ZM91 62V63H90ZM100 62H103V64L102 65H99V63ZM29 63V64H30ZM49 63V64H48ZM55 63H56V59H55ZM55 63H54V65H55ZM71 63L73 64L72 66H71ZM74 63H76V65H78V66H76ZM90 63V64H89ZM22 64V65H21ZM57 64V63H56ZM95 66V68H94V66ZM96 64V65H95ZM74 65L76 66L75 68L77 69V68H81L82 67V70L81 69H73V67H74ZM92 67H91V66ZM23 67V69L21 68V67ZM29 66H30V68H29ZM49 66L52 68V70H51V68H50V72H49ZM85 66V65H84ZM99 66V67H98ZM16 67V68H15ZM56 67V66H55ZM97 67V68H96ZM22 70H21V69ZM38 68H40V67H38ZM23 71V73L20 71ZM25 69V70H24ZM42 69V70H43ZM138 69H139V67H138ZM137 68L136 69H133L135 72L133 73V70H131V69H124V71L123 72H127L126 74L125 73H123L122 72V77L124 76V79L122 80V82H121V84L123 85V88H122V85H120V86H116V87H112L113 89H110V93L111 94H119L120 96H122L121 98L123 99L124 97H126V96H128V98L129 99H131L130 100V104H129V106H128V104L127 103H124V104H126V105H124L123 107H124V109H127L126 111L127 112H129L130 110V112H132L133 114H134V111H135V114L133 115L132 113H130V115H128L127 114V116L126 115H123L122 114V111H119V110H121L122 109V107H121V109H119L120 107H119V105H117V104H111V105H113V106H115L116 108H117V106L119 107V108H115V107H113V106H111L110 104H108V106H107V104H105L104 105V107H102L103 108V110L104 111H111V109H112V107L114 108V109H112L113 111L114 110H116V117L120 120V119H123L124 118V116H125V118H124V120L125 121H127V122H125V123H127L128 125L127 126H131V124H133V123H137V125L138 126H142V127H137V126H135V125H132L130 128H129V130H131V132L133 131V130H136L135 132H137L138 131V134L141 136V142L142 143H140V149H141V151H139V153H140V161H141V164H149L150 165V167H151V165H152V167L150 168V170H149V172H150V174H148V173H145V172H143V171H141L142 170V168L141 169H139V172H138V174L140 173V172H142V176H141V173H140V176L138 177L139 178V184L140 185H138V189L140 190V192H139V190H138V194H139V209H140V211H139V223H140V225L141 226H139V239H141V240H139L140 242V245H139V249H141V250H139V254H140V256L139 257H141L140 258V260H141V262L139 261V263L140 264H146L145 263V261L147 262V264H164V263H161V260L157 257V258H155L154 257V252H155V250H157L159 247H160V244L162 245L163 244V241H162V239H161V237H159V236H161L160 235V229H161V227H164L165 226V221L166 220H162L163 218L164 219H166L167 218V216L168 217H170V215L171 214H173L172 212H173V210H175V205H177V199L180 197V190H182L183 189V187H184V184H185V186H186V184H190V181L192 182V177H194L195 176V178L197 179V181H195L196 183H195V185H193V188H195L196 190H194L193 189V191L192 192H189L188 194H190V195H187L186 196V199L188 200H186V202H185V207H186V212H187V219H186V221L185 220H183V218H181V216L182 215H180V217L179 218H177V220L175 221L176 223H174L173 225H174V229L173 230H171V231H169V233L167 234V238H165V240H167L166 241V245L169 247V248H171V251H173L172 252V254L174 255V258L175 259H177V261H175V263L176 264H264V210H262V209H264V193H262L263 191H264V187H263V185H264V177H263V175H261V170H262V168H260L259 167V164H260V166H261V163H263L262 164V166H264V162H261L260 160V162L258 163V165H256V164H254V166H253V164L252 163H250V161L249 160H247L246 161V154L242 151V153H241V149L243 148V149H245L244 147H242V146H244L243 144H245V141H243V140H246V138H247V140H246V144H248L249 142V140H248V137L246 136V134H245V128L243 127V126H241V128H244V129H241L240 128V134H242V133H244V134H242V135H235L236 134V132L235 133H233V132H231L230 131V129H226V132H225V130L223 131V133H222V135H223V137L225 138H221L220 140L219 139H216V141H215V143H214V147H215V149H216V151H215V154L216 155H214L213 157L215 158V159H213V158H211V160L209 161L210 163H208V169L210 170V172H208L207 171V175H202L201 174V170L199 169V167L197 166V163H196V160H195V157H193L194 155H191L190 157L191 158H189L190 160H186V162H188V163H183L184 164V166L182 167L181 166V164L182 163H180L179 161L181 160V156L180 157H178L180 154H179V146H180V148H181V146H186L187 145V147H189L190 146V148H192V149H195L196 148V146L198 145L199 146V144H201V143H199V141H200V138L199 137H197V138H195V137H192L193 136V130L191 131L190 130V128H193V126L195 125L194 123H196V122H198V120L201 122H198V123H200V124H204V125H202V127H204L206 124L205 123H207V122H205V119H199V117H197L198 116V114L197 115H193V114H196L197 113V111H196V106H195V103L193 102V100L190 102V103H194L193 105V107H192V105H191V107L190 106H188V105H181V106H179L180 108L183 106V107H186V108H184V110H180V112L181 113H179L178 111H179V108H177V110H175V111H177L179 114H177V113H175V111H174V113L175 114H177L176 115V121L177 122H173V120H175V115H174V117H173V120H172V117L171 118H169V117H167L166 115H164L163 116V119H161V120H165V121H168V123L167 122H163V121H161V120H158V117H156L158 114H160L159 112H158V110L156 109H154V110H152V108H153V106H151V105H153L154 104V100H155V96L157 97V93H158V91L157 90H155V89H157V88H152L153 87V85L152 84H149L150 82H151V79L150 78H147V77H150L149 76V74H144V72H140V69L138 70ZM41 71V72H39V71ZM32 71H35L34 72V74H37L38 75V73H39V75H41V76H37V75H33V72ZM36 71H37V73H36ZM129 71V72H128ZM132 71V72H131ZM202 71V72H201ZM200 72H199V74L201 75V76H203V77H206V74H205V72H203V69L201 70ZM20 72V73H19ZM49 72V73H48ZM131 72V73H130ZM138 72H140V73H138ZM27 73L29 74V78H27ZM52 73V72H51ZM80 73H83L82 74V76L80 75ZM204 73V74H203ZM25 74V75H24ZM30 74H32V75H30ZM124 74V75H123ZM135 74V75H134ZM113 75V72H108V76H109V78H111V76ZM140 75V76H139ZM144 75V76H143ZM146 75V76H145ZM23 76V77H22ZM34 76H37V77H34ZM131 76V77H130ZM133 76V77H132ZM136 76V77H135ZM20 77V78H19ZM27 78V80H26V78ZM45 77V76H44ZM43 77V78H44ZM141 77H145L144 78V80H143V82H142V80L140 81V79H141ZM86 79L85 81L83 80V79ZM108 78V79H109ZM125 78H127V79H125ZM131 80H130V79ZM133 78V79H132ZM134 78H135V80H134ZM31 80H34V81H32V82H29V81H31ZM84 82H82V81ZM238 80H241V78L239 79H237V81L235 80V82H234V84H232L231 85V87H230V89H228V96L226 95V97L225 98H228V100H229V102H231V103H228V105L231 107V105H232V107H231V109L233 110H235V108L238 110H235L237 113H238V119H239V117H241V119H239L240 120V123H241V121L244 123V121H245V117L247 116L246 115V113H248L246 110H248L249 109V103L250 104H252V102H253V100L256 98V96L258 95L256 92L254 93H252L251 94V92H252V90H250L251 89V85H250V83H247V84H243V81L241 82V81H238ZM20 81H22V82H20ZM126 81H129V83L128 82H126ZM135 82V83H138V86H136L135 85V83H133V82ZM137 81V82H136ZM145 81V82H144ZM29 82V83H28ZM34 82V83H33ZM42 82V81H41ZM41 82H40V84H41ZM82 82V83H81ZM239 82V83H238ZM126 83V84H125ZM143 83V84H142ZM20 84H21V86L22 87H24L25 85H27V86H29V87H25L26 88V90L27 89H29L28 90V93L30 92L31 93V87H34L35 86V89L34 88H32V92H33V90H34V92L35 91H37L38 92V94L37 93H35V94H30V95H33L32 97L34 98V97H37V101H38V99L39 100H41L40 98H41V96H42V94H43V97H42V99L43 100H41V101H38L37 103H39L40 104V106L38 107H36V105H37V103H35L32 107H34V108H31V107H29V105L26 103V102H23V100H24V98L22 97V96H24L25 95V93H27L26 91H25V89H22V87L20 86ZM22 84H24V85H22ZM30 84H31V86H30ZM39 84V83H38ZM141 84V85H140ZM203 85H202V87L203 88H201V91H199V93H202L203 91H204V94L205 95H197V99L198 100H196V101H198V103H196V105H200L199 103H201L202 102V100L201 99H203V98H205V97H203V96H207L206 98H205V100H206V102L207 101H209L210 99H208V97L209 96H211V94L208 96V92L209 91H211V89H210V84H208V81L206 80V82H203L202 83ZM206 84V85H205ZM238 84V85H237ZM242 84V85H241ZM33 85V86H32ZM125 85V86H124ZM132 85H134V86H132ZM143 85H144V87H143ZM147 85L149 86V88L147 87ZM207 85H209L208 87H207ZM236 85V86H235ZM241 85V86H240ZM247 86V87H244V86ZM20 86V87H19ZM39 86V85H38ZM41 86V85H40ZM79 86V87H78ZM129 86V87H128ZM232 86L234 87V88H232ZM249 86H250V88H249ZM9 87V90L7 89ZM78 87V88H77ZM138 88V90L137 89H134V88ZM143 87V89L141 90V88ZM151 87V88H150ZM205 87V88H204ZM19 88V89H18ZM20 88H21V91H20ZM37 88V89H36ZM38 88H39V91H40V94H39V91H38ZM121 89V91L123 90V92L121 93V91L120 90H115V89ZM134 89V91L137 93V96L139 97V100H137L138 99V97L136 98V101H132V94H134L133 93V89ZM145 88V89H144ZM146 88H148V89H146ZM248 88H249V90H248ZM11 89V90H10ZM74 89H78V92L77 91H75L74 92ZM80 89H81V87H80ZM202 89H204L203 91H202ZM13 90V91H12ZM18 90V91H17ZM22 90H24L25 92H24V95H23V92H22ZM73 90V91H72ZM111 90H112V92H111ZM126 90H127V92H130V93H127L126 92ZM132 92H131V91ZM152 92H151V91ZM157 91V93H155V91ZM206 90V91H205ZM207 90H209V91H207ZM237 92H236V91ZM70 91H72V93L70 92ZM114 91H116L115 93H114ZM138 91V92H137ZM151 92L152 94L153 93H155V94H153L154 95V97L152 96V95H150V98H147V97H149V94L148 95H146L148 92ZM154 91V92H153ZM241 91V92H240ZM13 92V93H12ZM17 92H18V94H17ZM22 94H20V93ZM33 92V93H34ZM75 94H74V93ZM126 92V93H125ZM143 93V95H142V93ZM233 92H236L237 94H239L238 96H236V93H234L233 94ZM10 93H12V94H10ZM16 93V94H15ZM27 93V94H28ZM71 93V95H69ZM3 94V95H2ZM20 94V95H19ZM27 94L25 95V96H27ZM28 94V95H29ZM122 94V95H121ZM242 94V95H241ZM250 94H251V97H249V100H248V97H247V95H249L250 96ZM4 95H6V96H9V97H4ZM10 95H12V96H10ZM45 95V96H44ZM69 95V96H68ZM73 95V96H72ZM78 95V96H77ZM126 95V96H125ZM131 95V96H130ZM256 95V96H255ZM16 96V97H15ZM21 96V102H22V104L19 102L20 100H18V98ZM40 96V97H39ZM76 96H77V98H76ZM144 96V97H143ZM198 96H200V98H198ZM230 96H233V97H230ZM239 96H241V97H239ZM254 96H255V98H254ZM11 97V98H10ZM13 97V98H12ZM39 97V98H38ZM66 97H68V98H66ZM69 97L71 98V100H73L74 101V98H75V102L77 101V99L79 98V101H80V106H79V102L77 101V103H75V102H73V103H75V104H73V103H71L70 104V102L68 103V102H66V101H68V100H70L69 99ZM131 97V98H130ZM146 97V98H145ZM153 99H152V98ZM203 97V98H202ZM128 98H125V101L124 102H128L129 103V99ZM211 98V97H210ZM230 98V99H229ZM234 100H233V99ZM239 98V99H238ZM253 98V99H252ZM66 99V100H65ZM126 99H128V100H126ZM146 99L148 100H151V101H146ZM208 99V100H207ZM224 99L222 96H220V97H218L217 98V103L216 104H218V100H219V104L221 105V103H222V100ZM238 99V100H237ZM241 99V100H240ZM9 100V101H8ZM14 100H16L15 101V104H14V102L13 101ZM44 100H45V102H44ZM48 100V99H47ZM91 100L93 101V103H92V105L90 106L88 103H90L91 102ZM227 100V101H228ZM232 100H233V103H232ZM236 100V101H235ZM256 100V99H255ZM64 101V102H63ZM90 101V102H89ZM132 101V102H131ZM194 101H195V99H194ZM199 101H201V102H199ZM220 101H221V103H220ZM235 101V102H234ZM239 103H238V102ZM18 102H19V106H17L18 105ZM36 102V101H35ZM43 102V103H42ZM62 102L63 103H65V104H62ZM72 102V101H71ZM135 102V103H134ZM139 102V103H138ZM147 102H149L148 104H147ZM152 102V103H151ZM203 102H204V100H203ZM247 102V103H246ZM41 103H42V105H41ZM133 105H132V104ZM244 103V104H243ZM246 103V104H245ZM17 104V105H16ZM62 104V105H61ZM68 104V105H67ZM77 104V105H76ZM89 105V107H87L86 105ZM137 106H136V105ZM139 104V105H138ZM156 104V103H155ZM205 104V106H206V103H203V105ZM207 104H208V102H207ZM218 104V105H219ZM235 104V105H234ZM260 105H258L256 108H253L252 109V111H251V119H252V117H253V120L255 121H252L251 120V123H253L254 122V128H253V130H255L254 131V136H256L255 137V139L257 140L256 142L258 143V145L259 146H261V148H262V150L264 151V103L262 102V103H259ZM13 105H16L17 107L15 108V106H13ZM24 105L26 106V107H24ZM64 105V106H63ZM131 105V106H130ZM135 105V106H134ZM146 105H147V107H146ZM201 105H202V103H201ZM202 105V106H203ZM234 105V106H233ZM236 105H238L239 107L242 105V108L241 109H243V112L240 110V108H238V106H236ZM13 106V107H12ZM61 106H62V108H64V109H62L61 108ZM65 106H66V108H65ZM69 106L71 107V109L69 108ZM74 106H76V107H74ZM79 106V107H78ZM82 106V108H84ZM106 106H107V108H106ZM134 106V107H133ZM145 106V107H144ZM236 106V107H235ZM246 106H247V108H246ZM261 106H263L262 108H261ZM35 107H36V109H35ZM87 107V108H86ZM126 107H128V108H126ZM129 107H133L135 110H133L132 108H129ZM136 107V108H135ZM182 107V108H183ZM195 107V108H194ZM10 108H13V110H15L16 109V113L14 112V114H13V110H11ZM21 108V107H20ZM53 108V109H54ZM69 108V109H68ZM79 108V109H80ZM145 108V109H144ZM260 108V109H259ZM8 109H9V112H8ZM33 109H34V111H33ZM75 109H74V111H75ZM79 109H77V110H79ZM84 109V110H85ZM97 110L96 108H93V110ZM185 109H186V111H185ZM18 110V111H17ZM66 110H68L67 112H66ZM72 110V111H71ZM152 110V111H151ZM240 110V111H239ZM1 111L2 112H4L3 114L1 113ZM65 111V112H64ZM118 111V112H117ZM143 111H145V112H143ZM196 113H195V112ZM255 111H258V112H255ZM10 112H12L11 114H10ZM64 112V113H63ZM186 112V113H185ZM241 112H242V114H241ZM6 113V114H5ZM119 113H121V115L119 114ZM193 113V114H192ZM236 113V114H237ZM255 113V114H254ZM9 114V115H8ZM17 114V115H16ZM131 114L133 115V116H131ZM186 114V115H185ZM239 114L241 115V116H239ZM6 115V116H5ZM179 115V116H178ZM185 115V116H184ZM191 115V116H190ZM135 116V117H134ZM143 116V117H142ZM161 116V115H160ZM166 116V117H165ZM177 116H178V118H177ZM183 116L185 117V118H183ZM192 116H194V117H192ZM196 116V117H195ZM242 116H243V118H242ZM122 117V118H121ZM133 117V118H132ZM150 117V118H149ZM154 117H155V119H154ZM164 117L165 118H167V120L166 119H164ZM3 118V117H2ZM117 118H116V120H117ZM128 118H129V120H128ZM131 118V119H130ZM137 118H138V121H137ZM143 118H144V120H143ZM157 118V119H156ZM160 118H162V117H160ZM193 118V119H192ZM194 118H195V121H194ZM245 118V119H244ZM136 120V121H134V120ZM149 119V120H148ZM183 119H186V120H184V123H180V122H183L182 120ZM197 119V120H196ZM244 121H243V120ZM115 120V121H116ZM119 120H117L118 122H117V126H119L120 127V125L121 124H119L120 123V121ZM181 120V121H180ZM190 120V121H189ZM194 122H193V121ZM133 122V123H131L130 124V122ZM153 121H155V123L157 124V127H156V125H155V123L153 122ZM170 121V122H169ZM178 121H180V122H178ZM189 121V122H188ZM107 122V121H106ZM106 122H103V129H104V131H102V132H100L101 134H97V136L95 137H93L92 138V140L94 139V141L96 140V138H99V136L98 135H101L102 136V134H103V136L104 137H100L98 140H100L101 138V140L100 141H102V142H104V143H102L105 147H107L108 145H110L112 142L113 143H115V141H116V139L118 140V137L120 138L121 136H123V137H121V139H124L126 136H128L129 134H130V132L129 131H126V135H125V133H124V129L122 130V129H118V128H115V129H113V128H111V127H109V126H112V125H110V123H108L109 125L107 126V123ZM142 122V123H141ZM151 122H153V123H151ZM171 122H173V124L171 125ZM160 125H159V124ZM178 123H180L181 125H179ZM194 125H193V124ZM242 123V124H243ZM119 124V125H118ZM130 124V125H129ZM144 124V125H143ZM148 124V125H147ZM175 124H177V126L175 125ZM183 124V125H182ZM185 124H186V127H185ZM190 124V125H189ZM197 124V123H196ZM107 127V128H110V129H112L110 132L112 133L113 132V134H109V131L107 132L106 130H105V126ZM155 125V126H154ZM133 126L134 127H136V129L135 128H133ZM152 126H154V127H152ZM159 126V127H158ZM172 126V128H174V129H170V127ZM174 126V127H173ZM177 128H180L179 126H182V128H180V129H176V127ZM156 127V128H155ZM168 127V128H167ZM187 127H189V129L187 128ZM255 127H257V128H255ZM106 128V129H107ZM120 128H124V127H120ZM141 130V131H139V129ZM142 128V129H141ZM166 128L168 129V130H166ZM184 128V129H183ZM185 128H187V129H185ZM133 129V130H132ZM153 131H152V130ZM169 129H170V131H169ZM121 130V131H120ZM147 130V131H146ZM165 130H166V132H165ZM181 130V131H180ZM107 133H106V132ZM120 131V132H119ZM123 131V132H122ZM168 131H169V133H168ZM185 131V132H184ZM1 132V131H0ZM129 132V133H128ZM134 132V131H133ZM154 132V133H153ZM157 132V133H156ZM177 134V132H178V136L175 134V133ZM182 132H184V133H187V136H186V134L184 135ZM189 133H190V135H189ZM2 134V133H1ZM0 134V137L3 139V135H1ZM105 134H109L108 135V137H107V135H105ZM167 134H169V135H167ZM173 134H175V135H173ZM179 134H183V137L182 136H180ZM228 134V135H227ZM233 134V135H232ZM160 135V136H159ZM171 135H172V138H171ZM192 135V136H191ZM227 135V136H226ZM113 136V137H112ZM146 136V137H145ZM159 136V137H158ZM162 136V137H161ZM167 137V139H169V141H166L167 139H166V137ZM175 136V137H174ZM177 136V137H176ZM180 136V137H179ZM184 136H186V138H188L189 139V141H188V139H186V141L184 142ZM189 136V137H188ZM229 136V137H228ZM237 136V137H236ZM242 138H241V137ZM116 137V138H115ZM156 137V138H155ZM169 137V138H168ZM175 139H174V138ZM179 137V138H178ZM236 137V138H235ZM259 137H261V138H259ZM0 138V139H1ZM104 138V139H103ZM108 138H110V140H108ZM146 140H145V139ZM152 138V139H151ZM181 138H183V139H181ZM196 140V139H198V141H193L194 139ZM172 139V140H171ZM180 139V140H179ZM193 139V140H192ZM238 139V140H237ZM105 140V141H104ZM106 140H108V141H110V142H106ZM115 140V141H114ZM120 140V139H119ZM145 140V141H144ZM148 140V141H147ZM174 140H176V141H174ZM181 140H183L182 142H181ZM225 140V141H224ZM230 140V141H229ZM242 140V141H241ZM3 141V140H2ZM0 142V169H1V166L3 165V160L7 157V154H8V150L6 151V148H5V143H4V141L3 142ZM112 141V142H111ZM147 141V142H146ZM171 141H174V142H171ZM192 141V142H191ZM221 142V141H223L222 143H224V144H221V143H219V142ZM168 142V144L170 143V145H172V146H170V145H166V143ZM180 142H181V144H180ZM183 142H184V145H183ZM186 142L188 143V144H186ZM217 142V143H216ZM242 142V143H241ZM109 143V144H108ZM158 143V144H157ZM162 143H164L163 145H161ZM174 145H173V144ZM176 143V144H175ZM179 143V144H178ZM197 145H196V144ZM226 143V144H225ZM105 144H107V145H105ZM151 144H153V145H151ZM220 144V145H219ZM228 144V145H227ZM242 144V145H241ZM246 144H245V147H246ZM155 145H157V146H159L158 147V150L159 151H161L162 149H163V151H164V153H163V151L162 152H160V154H158L159 153V151L157 150V149H153V147L155 146ZM177 145H179L178 147H177ZM189 145V146H188ZM223 145V146H222ZM249 145V144H248ZM161 146V147H160ZM164 148H163V147ZM167 146H170V148H169V150L170 151H168V147ZM175 146V147H174ZM220 146V147H219ZM222 146V147H221ZM80 147V146H79ZM166 147V148H165ZM240 147V148H239ZM75 148H76V146H75ZM78 148V147H77ZM155 148H156V146H155ZM159 148H161V149H159ZM175 148H177L176 150H175ZM238 148V149H237ZM191 149V150H192ZM155 150V151H154ZM173 150V151H172ZM175 150V151H174ZM6 151V152H5ZM154 151V152H153ZM177 151V152H176ZM193 151V150H192ZM236 151H240L239 153L238 152H236ZM157 152V154H155ZM166 152V153H165ZM174 152V153H173ZM194 152V151H193ZM236 153V155H235V153ZM152 153H154V154H152ZM170 153H171V156H170V158H168L169 156L168 155H170ZM172 153H173V155L174 154H176V155H172ZM241 153V154H240ZM245 154V156H244V154ZM143 154V155H142ZM166 154V155H165ZM242 154H243V159H241V160H243V161H240V158H239V160H236V159H238V158H236V157H238L239 155H241L242 156ZM154 155V156H153ZM160 155H163V156H160ZM236 157H235V156ZM238 155V156H237ZM147 156H149V158L147 157ZM154 158H153V157ZM156 156L158 157V158H156ZM175 156H176V158L178 157V159H176L178 162H175L176 160H175ZM142 157V158H141ZM145 157L147 158L146 160H145ZM152 157V158H151ZM161 157H163V159L161 158ZM166 157V158H165ZM171 157H173L172 159L174 160H172L171 159ZM240 157V156H239ZM158 159V160H154V159ZM159 158H161L160 159V161H159ZM236 158V159H235ZM58 159V160H57ZM62 159H63V161H64V158L62 157L61 158V161H62ZM153 159V160H152ZM171 161H169V160ZM57 160V161H56ZM168 160V161H167ZM192 160H193V162H192ZM60 161V157L59 158H56L55 159V161L54 162H52L53 164H52V168H53V166H54V168H55V166L57 165H55V163H58V167L60 166V164L62 163V162H59ZM145 162V163H143V162ZM240 164V166H241V169L243 170V171H247L246 173H244V172H241L240 170H238L237 168H239V164L237 163V162ZM249 161V164H248V166L246 165L247 164V162ZM264 161V160H263ZM170 162V163H169ZM174 162V163H173ZM182 162V161H181ZM60 163V164H59ZM171 164V165H169V164ZM176 163H178V164H180V165H178V164H176ZM237 163V164H236ZM241 163L243 164V168H242V165H241ZM153 164L155 165V166H153ZM166 164H168L169 166H167ZM172 164H174V165H172ZM65 165V161H64V163L63 164H61V166H64ZM165 165H166V167L167 168H171V167H173V168H171L170 170L169 169H165L164 167H165ZM175 165H178V166H175ZM237 166L238 165V167L236 168L235 166ZM57 166H56V168H57ZM164 166V167H163ZM180 166V168L182 167V170L180 171L179 170V167ZM189 166V167H188ZM251 168H250V167ZM256 166H258V169L260 170V173H258L259 172V170L257 171V168L255 169V167ZM261 166V167H262ZM186 167V168H185ZM55 168V169H56ZM163 168V169H162ZM178 168V169H177ZM183 168H185V170L183 169ZM254 168V169H253ZM152 169V170H151ZM178 170L179 171V173L181 172L182 173V171H184L182 174H181V176H179L178 175V171H176V170ZM238 170V172H236L237 170ZM247 169H249V170H247ZM250 169H252V170H250ZM165 171V172H167L166 174L167 175H165V172L164 173H162V171ZM200 170V171H199ZM236 170V171H235ZM255 170V171H254ZM171 173H170V172ZM173 171H174V173H173ZM185 171H186V173H185ZM199 171V172H198ZM251 171V172H250ZM0 172H1V170H0ZM177 172V173H176ZM193 172V173H192ZM198 172V173H197ZM249 172V173H248ZM253 172V173H252ZM235 173H238V174H240V175H238V174H236L235 175ZM255 173H257L256 175H255ZM160 174V175H159ZM176 174H177V176H176ZM184 174H186V175H184ZM193 174H194V176H193ZM196 174V175H195ZM199 174V175H198ZM244 174H246V175H244ZM249 174L250 175H254L253 177L251 176V178L250 179H252V181L251 180H246V178H247V175L249 176ZM169 175H171V177L169 176ZM174 175H175V178H174ZM244 175V176H243ZM258 175V176H257ZM261 177H260V176ZM49 176V175H48ZM45 177V179L44 178H42V177H44V176H42L41 178L44 180L43 181V183H48V182H51L52 180L51 179H53V175H50L49 177ZM51 176H52V178H51ZM149 177V178H147V177ZM162 177L163 179H159V177ZM164 176V177H163ZM167 176V177H166ZM169 176V177H168ZM239 176H242L243 177V179H241V181L242 182H240V180L238 181H236L235 180V177H239ZM256 176V177H255ZM177 177V178H176ZM208 178V180H207V178ZM246 177V178H245ZM250 177V176H249ZM248 177V178H249ZM169 178V179H168ZM173 180H171V179ZM203 178V179H202ZM247 178V179H248ZM259 178H261L262 180H261V182L263 183V185H262V183L260 182V179ZM42 179L40 180L39 179V181H35V182H33L32 183V186L34 185H36V187L37 186H39V185H42L43 183H42ZM175 179H177V181L175 180ZM185 179V180H184ZM237 179V178H236ZM168 180V181H167ZM184 180V181H183ZM235 180V181H234ZM244 180H246L247 182L248 181H250V183H249V185L247 184V182L245 181L244 182ZM256 180V181H255ZM175 181H176V183H175ZM255 181V182H254ZM178 182H181L180 184L178 183ZM182 182H184V183H182ZM233 182H237V183H239V184H237V183H233ZM244 182V183H243ZM251 182H252V184H251ZM35 183H37V184H35ZM40 183H42V184H40ZM175 183V184H174ZM39 184V185H38ZM237 184V185H236ZM158 185H159V187H161V188H158ZM178 185V186H177ZM180 185H183V187L182 186H180ZM246 185H248V186H250L251 188H252V186H253V188L251 189L250 187H248V186H246ZM179 186L180 187H182V189H180L179 188ZM196 186V187H195ZM206 186H207V188H206ZM236 186V187H235ZM254 187H256V188H258L257 189V191H255L256 190V188H254ZM152 188H153V191H152ZM158 189H162V190H158ZM180 189V190H179ZM253 189H255V190H253ZM262 189V190H261ZM147 190V191H146ZM151 190V191H150ZM199 190V191H198ZM261 192H260V191ZM151 193H150V192ZM157 191V192H156ZM161 191H163L162 193H163V195H164V197L163 198H165L164 200H166V201H164L163 203H165L166 204V206H165V210H166V212L164 213V212H162V210H160L162 213H160L159 212V209L161 208H163L164 209V207H162V205L159 203L160 201L158 200L160 197H159V194L158 195H156L157 193H159V192ZM196 192V194H195V192ZM201 191V192H200ZM236 191V192H235ZM147 192V193H146ZM201 194H200V193ZM205 192V193H204ZM252 192H253V195H252ZM254 192H257L256 194H257V196H256V194L254 193ZM260 192V193H259ZM149 193V194H148ZM193 193V194H192ZM199 193V194H198ZM197 194H198V196H197ZM205 194H206V197H205ZM208 194V195H207ZM254 194H255V196H254ZM199 195H200V197L202 198V199H204V200H201L200 201V197H199ZM251 195V196H250ZM261 195H263L262 197H261ZM153 196V197H152ZM157 198H156V197ZM203 196L205 197V198H203ZM208 196L210 197V199L208 198ZM191 198V199H190ZM229 198V199H228ZM231 198V199H230ZM235 198H237V199H235ZM130 199V198H129ZM193 199H196V200H193ZM212 199V200H211ZM194 201V204H193V201ZM198 200V201H197ZM207 200V201H206ZM208 200H211V204H209L208 203ZM149 201H151V202H149ZM228 201V202H227ZM236 201V202H235ZM149 202V203H148ZM169 203V205H167V203ZM174 204H173V203ZM176 202V203H175ZM192 202V203H191ZM201 202H203V204H201ZM205 202L207 203V204H205ZM227 202V203H226ZM234 202L236 203V204H234ZM145 203V204H144ZM152 203H153V205L154 206H152ZM155 203V204H154ZM161 206H160V205ZM192 204V205H191ZM208 204H209V206H208ZM232 204V206L230 207V205ZM158 205V206H157ZM202 205L204 206V208L202 207ZM206 205H207V207H206ZM222 205V206H221ZM260 205V206H259ZM142 206V207H141ZM157 206V207H156ZM168 206V207H167ZM169 206H170V208H169ZM174 206V207H173ZM233 206H234V208H233ZM262 206V207H261ZM171 207L172 208H174V209H171ZM159 208V209H158ZM189 208V209H188ZM203 208V209H202ZM229 208V211H230V209H231V211H234V212H227L228 209ZM236 208V209H235ZM153 209H155V210H153ZM172 211V212H167V211ZM261 209V210H260ZM149 210H152L151 211V213H150V211ZM198 210H199V212L201 213H199L198 212ZM236 210V211H235ZM237 210L239 211V212H237ZM142 211V212H141ZM153 211H154V213H153ZM144 212V213H143ZM159 212V213H158ZM263 212V213H262ZM167 213H168V215H167ZM203 213H205V214H203ZM230 213V214H229ZM263 215H262V214ZM150 214V215H149ZM161 214H164V217L161 215ZM170 214V215H169ZM235 214V215H234ZM241 214V215H240ZM159 215H161L160 217H159ZM167 215V216H166ZM189 215V216H188ZM228 215V216H227ZM229 215H230V217H229ZM142 216V217H141ZM152 216L154 217V219L152 218ZM155 216H156V218H158V219H156L155 218ZM149 217H151V218H149ZM232 217H234V218H232ZM141 218V219H140ZM162 218V219H161ZM159 219H161V220H159ZM179 219V220H178ZM181 219H182V221H181ZM151 220H152V222H151ZM156 220V222H158L159 221V223H156V222H153V221H155ZM188 220V221H187ZM235 220V221H234ZM237 220V221H236ZM141 221V222H140ZM145 221V222H144ZM150 224H149V223ZM165 222V223H164ZM179 222V224H177ZM184 222V223H183ZM155 225H154V224ZM157 225V226H156ZM164 225V226H163ZM150 226V227H149ZM176 226V227H175ZM140 228H141V231H142V233H141V231H140ZM144 229V230H143ZM149 229V230H148ZM159 231H158V230ZM188 235H187V234ZM144 234V235H143ZM142 235V236H141ZM169 235V236H168ZM169 238H171V239H169ZM144 239V240H143ZM169 239V240H168ZM171 240V241H170ZM145 241V242H144ZM147 243V244H146ZM146 246H145V245ZM149 246V247H148ZM151 247V248H150ZM143 249V250H142ZM173 249V250H172ZM182 250V251H181ZM141 252V253H140ZM146 252V253H145ZM180 252V253H179ZM211 252V253H210ZM145 253V254H144ZM149 253V254H148ZM186 253V254H185ZM222 253V254H221ZM185 254V255H184ZM144 255V256H143ZM147 255V256H146ZM148 255H150V256H148ZM179 255H181V256H179ZM153 256V257H152ZM186 256V257H185ZM145 257V258H144ZM182 259H181V258ZM147 258V259H146ZM218 258V259H217ZM221 259V260H220ZM143 260V261H142ZM158 260V261H157ZM183 260V261H182ZM250 260V261H249ZM149 261H153L152 263L151 262H149ZM155 261V262H154ZM178 261L180 262V263H178ZM220 261H221V263H220ZM149 262V263H148ZM163 262V261H162ZM229 262V263H228ZM231 262V263H230ZM166 264V263H165Z\"/></svg>", "mask_w": 264, "mask_h": 264}]
</instances>
